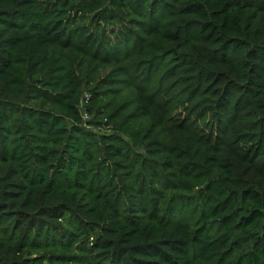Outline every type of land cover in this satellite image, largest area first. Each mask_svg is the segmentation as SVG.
Segmentation results:
<instances>
[{
    "label": "trees",
    "instance_id": "1",
    "mask_svg": "<svg viewBox=\"0 0 264 264\" xmlns=\"http://www.w3.org/2000/svg\"><path fill=\"white\" fill-rule=\"evenodd\" d=\"M0 264H264V0H0Z\"/></svg>",
    "mask_w": 264,
    "mask_h": 264
},
{
    "label": "built area",
    "instance_id": "2",
    "mask_svg": "<svg viewBox=\"0 0 264 264\" xmlns=\"http://www.w3.org/2000/svg\"><path fill=\"white\" fill-rule=\"evenodd\" d=\"M89 99H90V95L89 94H86L85 97H84V99L80 103V108H81V110L83 109V119H84V122L85 123H87V122H89L91 120V117L89 116V114L86 113L85 110H84L86 104L89 101Z\"/></svg>",
    "mask_w": 264,
    "mask_h": 264
},
{
    "label": "rangeland",
    "instance_id": "3",
    "mask_svg": "<svg viewBox=\"0 0 264 264\" xmlns=\"http://www.w3.org/2000/svg\"><path fill=\"white\" fill-rule=\"evenodd\" d=\"M103 131V130H102Z\"/></svg>",
    "mask_w": 264,
    "mask_h": 264
}]
</instances>
